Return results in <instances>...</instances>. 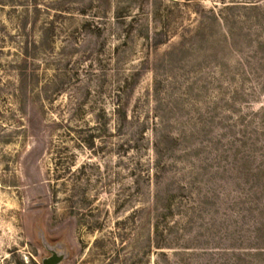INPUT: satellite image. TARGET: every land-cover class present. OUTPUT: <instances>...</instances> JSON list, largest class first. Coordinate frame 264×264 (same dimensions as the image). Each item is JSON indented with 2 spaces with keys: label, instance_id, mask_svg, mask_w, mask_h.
Returning a JSON list of instances; mask_svg holds the SVG:
<instances>
[{
  "label": "rangeland",
  "instance_id": "rangeland-1",
  "mask_svg": "<svg viewBox=\"0 0 264 264\" xmlns=\"http://www.w3.org/2000/svg\"><path fill=\"white\" fill-rule=\"evenodd\" d=\"M264 264V0H0V264Z\"/></svg>",
  "mask_w": 264,
  "mask_h": 264
},
{
  "label": "water",
  "instance_id": "water-1",
  "mask_svg": "<svg viewBox=\"0 0 264 264\" xmlns=\"http://www.w3.org/2000/svg\"><path fill=\"white\" fill-rule=\"evenodd\" d=\"M43 243L44 246L47 248V250L50 252V255L48 257H45L42 259V264H59L64 258L66 257L65 253L59 250H56L55 248L50 247L44 239Z\"/></svg>",
  "mask_w": 264,
  "mask_h": 264
}]
</instances>
